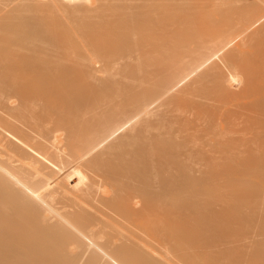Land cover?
I'll return each mask as SVG.
<instances>
[{
    "label": "bare ground",
    "instance_id": "1",
    "mask_svg": "<svg viewBox=\"0 0 264 264\" xmlns=\"http://www.w3.org/2000/svg\"><path fill=\"white\" fill-rule=\"evenodd\" d=\"M262 160L264 0H0V264H264Z\"/></svg>",
    "mask_w": 264,
    "mask_h": 264
},
{
    "label": "rangeland",
    "instance_id": "2",
    "mask_svg": "<svg viewBox=\"0 0 264 264\" xmlns=\"http://www.w3.org/2000/svg\"><path fill=\"white\" fill-rule=\"evenodd\" d=\"M259 166H260V171H259V173H255V174H245V175H241V176H238V177H236L235 178V180H236V184H237V191H239L240 192V194H241V197L243 198H241L242 200H243V202H242V200H241V206L243 207V208H245V210H241V211H245L246 212V214L248 213L247 211H249L250 212V214H251V212H252V214H255V219H256V222H257V219L258 220H261V219H263L264 220V207H263V205H262V207H260V203H264V199H263V197H264V160H262V161H260L259 162ZM252 182H253V184H252ZM257 184V185H256ZM258 184H259V186H258ZM255 185V186H254ZM239 186V187H238ZM240 188V189H239ZM253 188H254V190H253ZM255 189H257V190H255ZM251 190H252V193H251ZM260 190V191H259ZM262 191V192H261ZM250 193H251V195H250ZM255 193V194H254ZM257 193V194H256ZM253 194V195H252ZM260 194H261V196H260ZM248 195V196H247ZM256 196H259V197H256ZM247 197H249V201H248V198ZM261 197V198H260ZM252 198V199H251ZM253 198H256V199H253ZM246 199V200H245ZM250 200H251V202H250ZM254 200H256V201H254ZM258 200V201H257ZM262 200V202H260ZM245 201V202H244ZM254 201V202H253ZM253 202V203H252ZM246 203V204H245ZM250 203V204H249ZM257 203V204H256ZM260 205H259V204ZM255 205H259V207L261 208V211H260V214H262L261 216H258L257 214H259V211L258 210H260V208H258L257 206H255ZM248 206V207H247ZM250 206V207H249ZM251 206H254L253 208H251ZM247 208V209H246ZM249 208V209H248ZM256 208V209H255ZM241 209V207H239V210ZM251 209H253V211H251ZM258 212H257V211ZM255 212V213H254ZM254 224H256L254 221H252ZM251 222V223H252ZM261 224L262 223H260V224H257L256 226H261ZM255 226V227H256ZM256 227L255 228V230L258 228V230L259 231H263L264 232V226H261V227ZM254 227V226H253ZM263 232H261V234L263 235L264 233Z\"/></svg>",
    "mask_w": 264,
    "mask_h": 264
}]
</instances>
